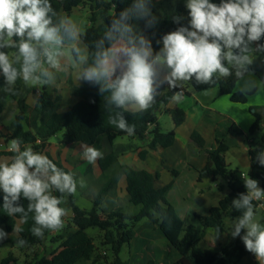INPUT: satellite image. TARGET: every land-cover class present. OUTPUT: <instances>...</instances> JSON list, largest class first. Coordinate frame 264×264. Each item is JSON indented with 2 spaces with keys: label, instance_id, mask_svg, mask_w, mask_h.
I'll return each instance as SVG.
<instances>
[{
  "label": "clouds",
  "instance_id": "9594fccd",
  "mask_svg": "<svg viewBox=\"0 0 264 264\" xmlns=\"http://www.w3.org/2000/svg\"><path fill=\"white\" fill-rule=\"evenodd\" d=\"M151 4L152 0H133L118 15L110 13V26L87 43L82 24L58 13L51 0H0V89L15 96L18 82L32 87L51 85L58 72L75 68L79 82L98 86L104 95L111 110L108 123L128 136L135 135L136 125L128 122L124 112L148 111L165 84L173 90L169 98L173 103L182 101L185 83L214 86L233 75L236 91L245 96L264 90V81L256 80L251 69L255 54L264 53V43H259L264 38V0H186L187 26L157 40L158 45L162 43L158 51L145 34L158 22ZM182 19L173 16L175 23ZM140 20L143 29L136 23ZM9 50L14 51L10 54ZM22 144L21 139H12L11 157L0 161L2 207L9 217L20 214V224L27 223L31 214L30 231L43 239L46 231L64 227L68 209L62 205L65 196L76 193L77 181L47 155ZM80 147L82 159L89 164L103 158L93 145L81 143ZM256 159L264 166V150ZM242 178L247 192L232 200V208L242 215L235 219L230 235L239 237L245 250L264 264V225L255 218L254 203L264 201V189L258 180L248 175ZM22 199L28 202L26 209ZM13 231L20 233L22 228L18 224ZM7 238L8 233L0 228V242ZM16 243L24 247L27 241L19 238Z\"/></svg>",
  "mask_w": 264,
  "mask_h": 264
},
{
  "label": "trees",
  "instance_id": "16d2710c",
  "mask_svg": "<svg viewBox=\"0 0 264 264\" xmlns=\"http://www.w3.org/2000/svg\"><path fill=\"white\" fill-rule=\"evenodd\" d=\"M132 2L133 0H104V3L100 4L98 0H51L53 8L61 14L71 16L74 9L80 6L89 9L90 25L86 29L87 43L98 38L105 26H110L112 19L110 13L118 15L123 9L129 7ZM211 2L219 3L220 0H211ZM185 4L186 0H152V12L157 17L158 22L154 28L146 30L145 34L152 40L154 50L158 51L162 47V43L158 45L156 41L161 40L164 34L174 31L180 26H187L190 18ZM173 16H181L183 19L178 24L173 21ZM136 23L141 29L144 28L143 20ZM259 43H264V38ZM9 51L11 54L14 50ZM258 54L260 55V53ZM185 84L198 92L217 88L222 95L230 96L235 103L246 104L248 102V95L245 96L235 91L234 75L221 78L220 82L214 86L195 85L194 81ZM2 86L3 76L0 74V87ZM16 87L19 94L15 96L0 89V123H3L4 113L8 111L9 105L15 104L19 110L12 124L5 127L6 133L0 131V142L9 143L12 139L19 138L23 141L22 148L25 146L31 147L34 151L48 157V148L52 138L61 132H64L63 143L66 145L87 143L101 150L104 138H107L113 145V151L98 160L102 176L98 179L95 178L92 164H89L85 173L86 177H91L94 179L93 181L100 183L92 200V210L88 211L79 207L75 194L65 196L62 205L72 212L67 224L65 217L63 218L64 227L71 226L81 232L90 228L99 229L102 237L101 244L111 252L112 264H133L137 254L142 249L137 238V227L145 219L154 224L163 233L171 246L181 254V259L173 264H241L245 257L253 255L245 250L239 237L233 239L230 235L235 219L242 215L241 211L232 208V200L238 198L239 193L247 192L242 178L247 175L237 169H231L225 159V153L229 149L227 138L229 136L239 137L244 134L237 125H232L227 133L216 132L217 147L206 151L208 163L203 169L199 170L200 181L209 178L218 183L219 190L227 189V195L210 209L208 215H196L203 224V236H205L206 230L213 229L216 238L225 235L228 241L214 251L200 250L198 248L200 240L196 226L186 225L166 198L171 185L157 189L155 187L156 175L145 170H137L122 165L120 158L128 152H133L134 148L131 145H114V141L122 137L140 140L151 137V142L148 149L142 154V158H145L149 150L171 147L175 141V132L163 130L156 112L163 105L169 104L171 101L169 98L173 95L172 89L160 99H157L153 107L146 112L139 113L131 110L124 112L128 122L136 125L135 135L128 136L108 123V115L111 110L107 108L104 95L99 93L98 86H90L85 82L81 88L72 87L73 95L80 100L66 112L60 111L61 96L53 95L47 86H24L18 82ZM30 95H37V101L29 109L28 98ZM253 109L256 111V121L250 129V134L262 131L263 124L260 110H264V108ZM165 113L171 116L175 127L182 125L187 118L186 112L179 107L168 108ZM192 140L201 148L204 147V140L197 132L193 133ZM262 150H264V133L257 145L249 151L251 170L248 174L250 178L258 180L259 187L264 189V166L260 165L256 159L258 152ZM0 155L11 157L12 153L2 152ZM51 160L64 171L74 175L78 189L80 184L77 174L61 162ZM123 178H126L127 181L126 190L129 203L139 208L134 213H128L123 207L117 206L114 202H109L117 196L119 184ZM55 194L59 195V193ZM27 203V201L21 200V204L25 209ZM254 203L257 212L264 202ZM2 205L3 193L0 191V223L8 233H12L14 232L13 228L18 225L20 214L9 217ZM33 224L34 221L31 214H29L28 222L20 226L22 231L18 233V236L11 235L7 238L10 246L24 251L27 258L30 255L26 252L33 251V258L22 262L18 256L10 252L0 260V264H52L46 256H41L35 250L45 245L53 231H46L43 239L37 238L30 231ZM244 231H241V235L244 234ZM19 238L27 241L24 247L17 246L16 241ZM61 239V236H56L52 238L51 242L58 243ZM126 246L130 250V257L128 260H123L121 253ZM148 264H156V262L151 258ZM257 264L260 263L257 262Z\"/></svg>",
  "mask_w": 264,
  "mask_h": 264
},
{
  "label": "crops",
  "instance_id": "0c3cea01",
  "mask_svg": "<svg viewBox=\"0 0 264 264\" xmlns=\"http://www.w3.org/2000/svg\"><path fill=\"white\" fill-rule=\"evenodd\" d=\"M83 8L85 7L80 6L74 9L72 14L77 11L80 12ZM255 55L256 58L254 59L253 65H251L254 78L258 81H264V53H260V55L257 53ZM183 91H185V94L183 95V99L180 103H173L172 101H170L168 105H163L156 112L158 118L162 116V114H165V110L168 108L179 107L186 112L187 118L182 125H180L179 127H175L172 121V126L168 128V132H175L176 137L174 144L169 148L149 150L148 153H146L145 158H142V154L145 152V150L148 149V145L151 142V137H147L146 139L141 140L140 142L142 143H138L137 138H129L130 143L117 145H131L134 148V151L124 154L120 158V162L122 165H126L137 170H145L156 175L157 180L155 181V187L157 189H161L171 185L168 193L172 192L175 187L181 184L182 172L180 171V168L182 169V171L184 170L186 173H189V180L184 183L186 185V188H188L184 196L185 198H193L195 196L199 197V200H201L199 203V207H197L195 204V217L196 215L206 216L209 214L210 209L216 206L219 201H221L227 195V189L219 190L217 187L218 183L213 182L211 179L206 178L201 181L199 180V170L203 169L208 163L206 151L212 150L217 147V131L227 133L230 127L235 124L244 132V134L239 137L229 136L227 138L229 149L225 153V159L231 169H237L243 172L245 175H248L250 173L251 158L249 151L253 146L257 145L264 133V110H260V113L263 117L262 131H259L255 134H250V129L256 121V111L254 109L252 110V108H264V90H261L259 93L256 90H253L251 93H249L248 102L246 104L233 102L230 96L222 95L220 93V90L217 88L198 92L187 84H184ZM168 92H170V88H168V86L165 84L161 88V94L159 97H157V99H160L164 94H167ZM68 110L69 109L63 110L61 106V112H66ZM18 112L19 110L15 109L13 120H11L8 124L0 123V131L6 133L5 127H8L10 124H12ZM6 113H4V117ZM216 117L220 118V120H215L217 119ZM194 132H197L203 138V148H201L196 142L192 140V135ZM55 144L56 143H53L51 140L50 146L48 148L49 159L51 158L53 160L61 162L65 167H67L69 170H72L73 172H75L74 167L75 165H78V163L86 164V161L80 160L79 158L70 157L62 159V161H60L61 159L51 156L49 152L51 147ZM62 145L67 147H80V144L66 145L62 143ZM114 145L117 146L116 140L114 141ZM0 147L3 148L2 150H0V154L2 152H9V143L1 141ZM113 148L114 147L111 142L107 138H104V140L102 141L101 149L103 157L110 154L113 151ZM0 157H2L0 161L10 158V156L4 155H0ZM98 160L97 165L99 167ZM71 164L73 165L72 167L69 166ZM88 167H86L85 169L84 176L86 171L88 170ZM93 172L96 179L102 176L101 169L100 172L97 173L94 165ZM126 188L127 181L126 178H123L120 181L117 196L114 198L115 201H118L116 202L117 206L122 204L119 203V201L121 202L125 199V197H127ZM76 199L77 205L79 207L88 211L92 210L93 198L86 200L83 204H80L81 198ZM171 205L174 207L173 204ZM71 216L72 212L68 210V214L67 216H65L66 224L68 223V220ZM256 217L258 218L257 221L264 225V203L258 208ZM18 224L20 226L23 225L20 224V220H18ZM2 226L3 225L0 223V228H2ZM5 231L7 232L6 228ZM72 231L79 230L71 226H66L61 231H53L50 234V238L52 239L56 236H61V240H63L67 236V234L71 233ZM141 234H144L145 237L141 236ZM11 235L17 237L18 233H8V237ZM162 235V232L150 221L145 227L141 228L140 230L137 229V238L142 249L137 254V257L135 258L133 264H148L151 258L155 260L156 264H173L180 260L182 256L176 249H169L165 245H163L165 247H161L160 244L154 245L156 239H160L161 241H163V238L165 236ZM205 237H207L208 239L210 238L212 241L215 239V249L219 248L221 245H224L228 241L225 235L216 238L215 231L213 229L206 230ZM4 240V242L2 241L3 244H8L7 239ZM2 242L0 243L2 244ZM152 242L154 244L149 245V243ZM14 255L17 256L15 253ZM252 262L255 264L256 259H252Z\"/></svg>",
  "mask_w": 264,
  "mask_h": 264
},
{
  "label": "rangeland",
  "instance_id": "374dc122",
  "mask_svg": "<svg viewBox=\"0 0 264 264\" xmlns=\"http://www.w3.org/2000/svg\"><path fill=\"white\" fill-rule=\"evenodd\" d=\"M73 19L77 20L82 24V26L87 29L90 25L89 21V9L87 7L81 9L80 12H74L72 15ZM253 48H255V42L253 43ZM85 82H79L77 79V69L70 67L67 71H61L56 74V79L51 85H46L53 95H60L61 96V106L63 110L69 109L74 103H76L79 99L75 97L72 93V87L81 88L84 86ZM196 92V91H194ZM36 95H30L28 99L29 109L32 108L36 102ZM16 105H9V109L4 117V124H8L11 120H13V114L15 111ZM215 120H220V118L216 117ZM159 122L164 131L168 132V128L172 126V118L168 114H162L159 117ZM64 138V132L57 134L54 138H52V142L56 143L50 149V155L53 157H57L58 159H66V158H79L80 160L86 161L81 157L82 148L78 146L67 147L62 145ZM141 140L138 139V143ZM130 140L128 137L118 138L116 140L117 144H128ZM3 148L0 147V150ZM2 157H0L1 159ZM86 164H79L75 165L74 169L78 176L80 187L77 189L75 196L76 198H81L80 204L85 203L88 199H94L98 191V185L100 183L93 181L94 179L91 177H85L84 172L86 167H88L89 163L86 161ZM95 166V169L100 172V169L97 165V161L92 164ZM72 167L73 165H69ZM180 167V166H179ZM182 172L181 177V184L175 187L172 192H169L166 196L169 203L173 204L178 216L185 222L186 225H194L197 228V235L199 238L198 248L200 250H211L214 251V244L216 245L215 239L212 241L210 238L203 236L204 227L203 224L195 217V207H199V197L195 196L193 198L187 197L185 198L184 194L187 192L186 185L184 184L186 181L189 180V173H186L184 170L180 168ZM110 203L118 202L115 199L109 201ZM119 203H122L121 207L128 212L134 213L139 208L129 203L127 197ZM196 204V206H195ZM258 220L257 217H255ZM149 222L148 219L143 220L137 227V229H141L147 225ZM3 230L5 228L2 226ZM6 232V231H5ZM67 233V232H66ZM163 234V233H162ZM151 235V234H149ZM141 236L145 237L144 234ZM164 236V235H162ZM49 239L46 241L43 247L37 248L35 251L38 252L41 256H46L52 264H112V255L109 249L104 248L101 244V234L98 229H90L85 232L80 231H72L68 233L67 236L58 243H52V239L50 236ZM5 241V240H4ZM3 241V242H4ZM0 243V259L6 257L10 252H14L22 262L26 259L31 260L33 258V251L26 252L30 256L27 258L25 256V252L21 251L19 248H12L10 244ZM154 244L149 243V245ZM160 244L161 247H168L173 248L168 240L164 237L163 241L160 239H156L154 245ZM165 245V246H163ZM129 248L126 246L124 247L121 258L123 260H128L130 257ZM78 254V255H77ZM252 259H256L254 255H248L244 258L241 264H254ZM257 261L255 264H257ZM260 263V262H259Z\"/></svg>",
  "mask_w": 264,
  "mask_h": 264
},
{
  "label": "built area",
  "instance_id": "2783aa9c",
  "mask_svg": "<svg viewBox=\"0 0 264 264\" xmlns=\"http://www.w3.org/2000/svg\"><path fill=\"white\" fill-rule=\"evenodd\" d=\"M183 93L185 94V91H183Z\"/></svg>",
  "mask_w": 264,
  "mask_h": 264
}]
</instances>
